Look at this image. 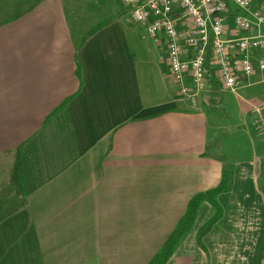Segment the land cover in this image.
Returning a JSON list of instances; mask_svg holds the SVG:
<instances>
[{
    "label": "crops",
    "instance_id": "1",
    "mask_svg": "<svg viewBox=\"0 0 264 264\" xmlns=\"http://www.w3.org/2000/svg\"><path fill=\"white\" fill-rule=\"evenodd\" d=\"M74 3L0 0V264H148L225 169L209 256L195 238L203 203L165 264H264V49L238 92L210 83L194 105L165 45L154 43L157 72L144 68L147 26L113 8L77 16Z\"/></svg>",
    "mask_w": 264,
    "mask_h": 264
},
{
    "label": "built area",
    "instance_id": "2",
    "mask_svg": "<svg viewBox=\"0 0 264 264\" xmlns=\"http://www.w3.org/2000/svg\"><path fill=\"white\" fill-rule=\"evenodd\" d=\"M121 1L154 43L165 45L178 94L193 103L210 89L212 68L213 79L233 92L255 73L253 53L264 49V0H234L246 14H232L227 0ZM258 67L264 69V58ZM254 111L263 128L264 103Z\"/></svg>",
    "mask_w": 264,
    "mask_h": 264
},
{
    "label": "trees",
    "instance_id": "3",
    "mask_svg": "<svg viewBox=\"0 0 264 264\" xmlns=\"http://www.w3.org/2000/svg\"><path fill=\"white\" fill-rule=\"evenodd\" d=\"M106 23L107 21L93 27L85 36L84 41L89 36H91L95 31L99 30L101 27L106 25ZM213 71H215L213 68L210 69L212 84L217 82L216 80L213 79ZM76 73L78 77L82 79V69L79 63ZM19 162H20V155L18 156L16 175L20 183V186L22 187V176H21V168ZM233 176H234V170L225 169L222 173L220 183L216 187L208 189L204 192H200L190 199L183 218L179 221L176 228L170 234L166 242L163 244V246L160 248V250L156 253V255L151 259V261L148 264H165L171 259V257L175 254L178 246L186 238L189 231L191 230L198 209L200 205L204 202L210 203L213 206V211L209 219L206 221V223L200 228V231L197 236V241L199 246L203 250L207 251V248L203 242V238L224 215V208L219 203L218 196L222 193L229 192L232 189ZM262 192L264 193V189L262 190Z\"/></svg>",
    "mask_w": 264,
    "mask_h": 264
},
{
    "label": "rangeland",
    "instance_id": "4",
    "mask_svg": "<svg viewBox=\"0 0 264 264\" xmlns=\"http://www.w3.org/2000/svg\"><path fill=\"white\" fill-rule=\"evenodd\" d=\"M230 3V4H229ZM75 6H77V13H75V15L78 16V14H83V15H89L91 17V19H93L95 16L97 17H101V15H108V11H110L112 8L116 11H122V10H125V13L129 14L130 15V11L127 7H125V5L123 4V2L121 0H75ZM228 5L229 7L232 6L233 9H235V5L234 3L232 2V0H230V2H228ZM107 13V14H106ZM110 13V12H109ZM130 18H131V15H130ZM132 20V19H131ZM133 21V20H132ZM134 22V21H133ZM136 23V22H135ZM263 30H264V27H262ZM147 31V30H146ZM147 32L143 31L141 33V43H142V57L143 58H146V61H145V67L146 69H148L149 71H155L157 72L156 70H154V67L157 66L156 65V62H159V53L157 51V46L154 44V41L150 38V36L146 35ZM153 75H149V78H152ZM155 82V80L153 81ZM204 97V96H203ZM202 97V98H203ZM201 98V99H202ZM192 102V101H190ZM199 102V101H198ZM197 102V103H198ZM192 104L196 105L195 103L192 102ZM204 192V191H203ZM219 197V196H218ZM204 203H208V202H204ZM203 204V203H202ZM201 204V205H202ZM209 205H211L210 203H208ZM200 205V206H201ZM212 206V205H211ZM200 208V207H199ZM199 210V209H198ZM212 211H213V206H212ZM198 213V212H197ZM212 213V212H211ZM197 216V214H196ZM211 216V214L209 215V217ZM224 216V215H223ZM209 217L205 220V222L198 228L197 230V233H196V242L198 244V241H197V236H198V233L200 231V228L206 223V221L209 219ZM223 218V217H222ZM221 218V219H222ZM220 219V220H221ZM196 220V218H195ZM194 220V222H195ZM219 220V221H220ZM218 221V222H219ZM217 222V223H218ZM194 225V224H193ZM216 225V224H215ZM214 225V226H215ZM213 226V227H214ZM193 227V226H192ZM212 227V228H213ZM192 230V228H191ZM191 230L189 231L188 235L190 234ZM212 230V229H211ZM210 230V231H211ZM210 231L206 234L208 235L210 233ZM188 235L186 236V238L188 237ZM205 235V236H206ZM204 236V238H205ZM185 238V239H186ZM204 238H203V242H204ZM184 239V240H185ZM183 240V241H184ZM182 241V242H183ZM181 242V243H182ZM205 244V242H204ZM199 246V244H198ZM206 246V245H205ZM200 247V246H199ZM201 248V247H200ZM207 248V247H206ZM202 249V248H201ZM203 250V249H202ZM208 256V249L207 251L203 250Z\"/></svg>",
    "mask_w": 264,
    "mask_h": 264
}]
</instances>
